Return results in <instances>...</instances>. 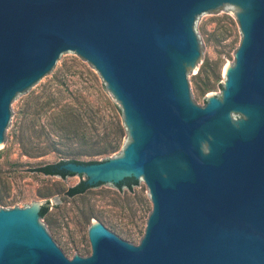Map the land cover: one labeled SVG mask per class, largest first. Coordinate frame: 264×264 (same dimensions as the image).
Segmentation results:
<instances>
[{
    "label": "water",
    "instance_id": "95a60500",
    "mask_svg": "<svg viewBox=\"0 0 264 264\" xmlns=\"http://www.w3.org/2000/svg\"><path fill=\"white\" fill-rule=\"evenodd\" d=\"M231 5L241 42L221 96L200 106L189 81L202 61L195 29ZM71 53L103 79L129 141L57 169L88 185L143 180L144 235L95 222L90 254L68 258L39 220L41 203L0 207V264H264V0H0V149L14 102Z\"/></svg>",
    "mask_w": 264,
    "mask_h": 264
},
{
    "label": "rangeland",
    "instance_id": "374dc122",
    "mask_svg": "<svg viewBox=\"0 0 264 264\" xmlns=\"http://www.w3.org/2000/svg\"><path fill=\"white\" fill-rule=\"evenodd\" d=\"M239 10L231 5L206 15L195 29L202 61L189 66V81L197 105L203 106L210 95L221 96L224 68L233 65L242 38L236 15ZM49 94L54 99L47 106ZM106 97L115 108H120L93 65L71 53L63 58L58 73L14 102L12 130L0 149V198L4 199L0 207L48 203L46 214L39 220L68 258L90 254L88 229L95 222L102 223L120 238L141 239L152 211L148 187L141 179L132 188L101 183L83 193L69 195L68 189L85 180V175L63 178L36 170L68 159L78 148L76 142L57 135L49 124L50 112L55 109L50 107L70 105L75 99L82 102L83 109L86 101L100 107L93 120L95 128L91 129V140L97 141V146L103 143L100 138L106 132L109 139L115 137V130L109 129L108 121L119 119L123 128L120 147L108 157L120 153L129 135L118 109L104 106ZM21 129L32 135L31 139L43 154L29 156L22 151L17 138ZM79 158L89 159L85 154H80ZM94 158L101 159L100 156Z\"/></svg>",
    "mask_w": 264,
    "mask_h": 264
},
{
    "label": "trees",
    "instance_id": "16d2710c",
    "mask_svg": "<svg viewBox=\"0 0 264 264\" xmlns=\"http://www.w3.org/2000/svg\"><path fill=\"white\" fill-rule=\"evenodd\" d=\"M52 95H48V99L45 102L47 106H49L50 102L53 101ZM87 106L83 109L82 102L75 99V103L70 105H63L56 109V107L52 106L51 108H55L50 112V128L55 131L57 135L65 137L72 142H76L78 148L75 151H72L70 157L68 159H62L56 163H48L43 166L38 167L36 170L41 171L45 174L51 175H59L61 177H66L68 175H74L75 173L58 170L57 165L66 160L77 161V162H98L105 160L108 158V155L117 151L120 147L121 136L123 135V128L116 117V119H112L108 121L109 129L113 128L115 130V137L109 139V132H106L100 139H103V143L100 146L95 145L97 141H92L91 129L94 127V118L95 115L98 114L100 107H95L91 102L86 101ZM104 106L110 108L112 110L118 109V112L121 115V109L115 108L109 98H105ZM115 116V114H114ZM115 118V117H114ZM32 136V135H31ZM29 134H26L23 129L20 130L18 134V143L22 149V151L29 156H36L43 154V150H40L36 147V144L33 142ZM88 145V147H87ZM85 146L86 149H82L81 147ZM86 155L89 159L82 160L79 158V155ZM100 156L101 159H95L94 157ZM139 182L138 179L134 178H126L124 181L115 184L118 188L122 186H126L127 188H132L134 185H137ZM101 183H97L94 185H88L85 180L80 181L76 185L70 187L67 191L69 195H75L85 192L88 188L92 186L99 185ZM4 199L0 198V203L3 202ZM48 208V203L43 205L40 209V217H43Z\"/></svg>",
    "mask_w": 264,
    "mask_h": 264
},
{
    "label": "bare ground",
    "instance_id": "6f19581e",
    "mask_svg": "<svg viewBox=\"0 0 264 264\" xmlns=\"http://www.w3.org/2000/svg\"><path fill=\"white\" fill-rule=\"evenodd\" d=\"M226 69H227V65H226L225 68H224V74H225V72H226Z\"/></svg>",
    "mask_w": 264,
    "mask_h": 264
}]
</instances>
